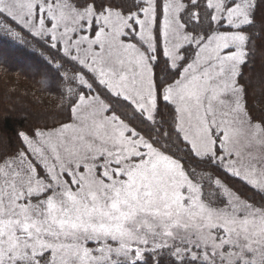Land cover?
I'll use <instances>...</instances> for the list:
<instances>
[{
  "label": "snow or ice",
  "instance_id": "1",
  "mask_svg": "<svg viewBox=\"0 0 264 264\" xmlns=\"http://www.w3.org/2000/svg\"><path fill=\"white\" fill-rule=\"evenodd\" d=\"M0 21L45 94L0 133V264H264V0H0Z\"/></svg>",
  "mask_w": 264,
  "mask_h": 264
},
{
  "label": "trees",
  "instance_id": "2",
  "mask_svg": "<svg viewBox=\"0 0 264 264\" xmlns=\"http://www.w3.org/2000/svg\"><path fill=\"white\" fill-rule=\"evenodd\" d=\"M2 24L0 21V25ZM2 30L0 27V32ZM36 63L34 56L14 49L0 35V133L6 136L14 137L15 130L29 122L26 118L27 112L35 110L30 103L33 95L45 96L38 90L36 83L33 70ZM255 75L253 73L254 77ZM55 102L54 96H46V107H51Z\"/></svg>",
  "mask_w": 264,
  "mask_h": 264
}]
</instances>
